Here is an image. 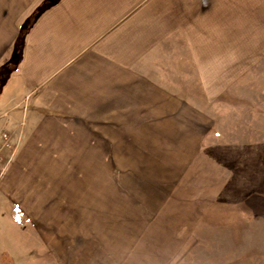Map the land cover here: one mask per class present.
I'll list each match as a JSON object with an SVG mask.
<instances>
[{"label": "crops", "instance_id": "obj_1", "mask_svg": "<svg viewBox=\"0 0 264 264\" xmlns=\"http://www.w3.org/2000/svg\"><path fill=\"white\" fill-rule=\"evenodd\" d=\"M263 57L264 0H0V249L14 206L64 207L70 264H172L209 111Z\"/></svg>", "mask_w": 264, "mask_h": 264}, {"label": "rangeland", "instance_id": "obj_2", "mask_svg": "<svg viewBox=\"0 0 264 264\" xmlns=\"http://www.w3.org/2000/svg\"><path fill=\"white\" fill-rule=\"evenodd\" d=\"M246 77L209 111L214 124L188 185L191 199L206 193V211L172 238V264H264V57ZM12 149L4 134L2 164ZM66 211L14 206L12 223H2L8 248L0 249V264H70L68 253L52 252L62 245Z\"/></svg>", "mask_w": 264, "mask_h": 264}, {"label": "built area", "instance_id": "obj_3", "mask_svg": "<svg viewBox=\"0 0 264 264\" xmlns=\"http://www.w3.org/2000/svg\"><path fill=\"white\" fill-rule=\"evenodd\" d=\"M2 161H3V158H2V155H1V153H0V167H1V165H2Z\"/></svg>", "mask_w": 264, "mask_h": 264}]
</instances>
